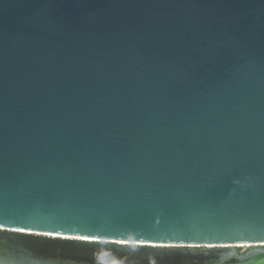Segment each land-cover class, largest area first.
<instances>
[{
	"label": "water",
	"instance_id": "water-1",
	"mask_svg": "<svg viewBox=\"0 0 264 264\" xmlns=\"http://www.w3.org/2000/svg\"><path fill=\"white\" fill-rule=\"evenodd\" d=\"M0 264H264V0H0Z\"/></svg>",
	"mask_w": 264,
	"mask_h": 264
},
{
	"label": "rangeland",
	"instance_id": "rangeland-1",
	"mask_svg": "<svg viewBox=\"0 0 264 264\" xmlns=\"http://www.w3.org/2000/svg\"><path fill=\"white\" fill-rule=\"evenodd\" d=\"M238 249H242V248H244V247H241V248H239V247H237Z\"/></svg>",
	"mask_w": 264,
	"mask_h": 264
}]
</instances>
